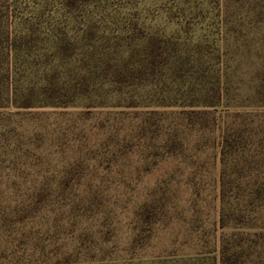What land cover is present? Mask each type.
Masks as SVG:
<instances>
[{
    "label": "rangeland",
    "instance_id": "obj_1",
    "mask_svg": "<svg viewBox=\"0 0 264 264\" xmlns=\"http://www.w3.org/2000/svg\"><path fill=\"white\" fill-rule=\"evenodd\" d=\"M0 264H264V0H0Z\"/></svg>",
    "mask_w": 264,
    "mask_h": 264
},
{
    "label": "trees",
    "instance_id": "obj_2",
    "mask_svg": "<svg viewBox=\"0 0 264 264\" xmlns=\"http://www.w3.org/2000/svg\"><path fill=\"white\" fill-rule=\"evenodd\" d=\"M222 153H223V155H225L227 153L225 150V147H224ZM224 183H225L224 178H222V187L224 186Z\"/></svg>",
    "mask_w": 264,
    "mask_h": 264
}]
</instances>
